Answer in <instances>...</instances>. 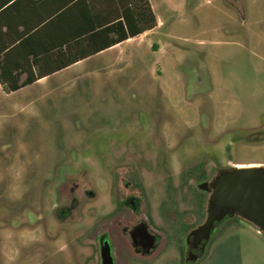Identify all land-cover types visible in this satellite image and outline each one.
Returning <instances> with one entry per match:
<instances>
[{
	"label": "rangeland",
	"instance_id": "obj_1",
	"mask_svg": "<svg viewBox=\"0 0 264 264\" xmlns=\"http://www.w3.org/2000/svg\"><path fill=\"white\" fill-rule=\"evenodd\" d=\"M150 32L48 79L0 85V264H264L238 216L185 261L221 169L264 165V0H151ZM157 235L136 253L128 231ZM126 228V232L124 229Z\"/></svg>",
	"mask_w": 264,
	"mask_h": 264
},
{
	"label": "trees",
	"instance_id": "obj_2",
	"mask_svg": "<svg viewBox=\"0 0 264 264\" xmlns=\"http://www.w3.org/2000/svg\"><path fill=\"white\" fill-rule=\"evenodd\" d=\"M93 1L64 0L69 5L55 19H5L10 7H0V85L6 93L157 25L149 0H115L110 19H58L83 5L93 11Z\"/></svg>",
	"mask_w": 264,
	"mask_h": 264
},
{
	"label": "water",
	"instance_id": "obj_3",
	"mask_svg": "<svg viewBox=\"0 0 264 264\" xmlns=\"http://www.w3.org/2000/svg\"><path fill=\"white\" fill-rule=\"evenodd\" d=\"M197 188L207 192L205 218L185 236V244L192 248L200 245L203 254L212 231L226 217L238 216L264 233V165L234 166L221 169L209 181H202ZM130 237L141 239L143 254H150L156 247L155 235L148 232L144 222L133 226ZM102 264H113L111 246L107 239H100ZM198 255L186 253L185 261H194Z\"/></svg>",
	"mask_w": 264,
	"mask_h": 264
},
{
	"label": "crops",
	"instance_id": "obj_4",
	"mask_svg": "<svg viewBox=\"0 0 264 264\" xmlns=\"http://www.w3.org/2000/svg\"><path fill=\"white\" fill-rule=\"evenodd\" d=\"M1 1L2 0H0V2ZM8 1L10 2H6V4H0V7L2 8L10 7V11L5 16V19H55L56 18L55 16L58 13H61V11H64L69 5V4H65L64 0H8ZM109 2H111V8H110L111 13H109ZM114 3H115V0H94L93 1V5H94L93 11H90L91 9L86 10L85 9L86 6L83 5L82 7H76V10H74L72 13H69L68 15H63L62 17L60 16L58 19H110V15L114 14ZM149 3L153 10V5H152L151 0H149ZM156 19H157L156 26H158L160 23V20L157 18V16H156ZM146 32H150V30L145 31L133 38H129L122 43L115 44L94 55L78 60L77 62L57 71L56 73L64 71V70H68L70 68H74L76 66H79L83 62H86L89 60L93 61L95 60V58H99L106 52L113 50L117 45L124 44L131 39H134V38H137L138 36L146 34ZM54 74L50 76H44L30 85H34L36 83L42 82V80L48 79Z\"/></svg>",
	"mask_w": 264,
	"mask_h": 264
},
{
	"label": "flooded vegetation",
	"instance_id": "obj_5",
	"mask_svg": "<svg viewBox=\"0 0 264 264\" xmlns=\"http://www.w3.org/2000/svg\"><path fill=\"white\" fill-rule=\"evenodd\" d=\"M140 222H144V221H139V222L136 223V225L139 224ZM145 225L147 227L148 232L155 235V242H157L156 233H154L151 229H149V227H148V225L146 223H145ZM124 231L126 232V228L124 229ZM129 231H128V235H129ZM129 237H130V235H129ZM101 238L104 239L103 236ZM130 239H131L132 247L134 248L135 252L143 254V251H145V248L141 244V239L138 236H135L134 240L131 237H130ZM185 245H186L185 246L186 253L191 252L193 254H196V255H198V258L202 255L201 254V250H200V245H198L196 248H192V244L191 243H188V244H185Z\"/></svg>",
	"mask_w": 264,
	"mask_h": 264
}]
</instances>
